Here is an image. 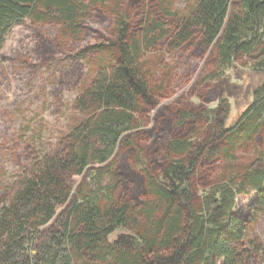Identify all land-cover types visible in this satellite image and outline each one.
<instances>
[{
  "label": "trees",
  "instance_id": "16d2710c",
  "mask_svg": "<svg viewBox=\"0 0 264 264\" xmlns=\"http://www.w3.org/2000/svg\"><path fill=\"white\" fill-rule=\"evenodd\" d=\"M25 19L81 43L91 76L82 117L0 194V264H259L234 209L255 195L264 213V0H0V48ZM96 19L108 32L90 43ZM55 46L41 39L40 55ZM183 56L213 69L192 91L248 67L250 105L230 118L219 91L214 109L180 103Z\"/></svg>",
  "mask_w": 264,
  "mask_h": 264
},
{
  "label": "rangeland",
  "instance_id": "374dc122",
  "mask_svg": "<svg viewBox=\"0 0 264 264\" xmlns=\"http://www.w3.org/2000/svg\"><path fill=\"white\" fill-rule=\"evenodd\" d=\"M189 1L193 0H172L173 7L181 11ZM90 26L93 29L92 33L87 32L90 43H95L98 35L108 32L107 24L99 23V20ZM58 32L56 26L36 25L25 19L10 29L0 48V194L6 193L31 165L35 155L55 151L60 139L82 117L73 108V102L91 76L90 64L85 57L77 56L83 49L81 43L68 41L58 46ZM44 38L56 43L54 51L46 56L40 55L38 47ZM166 55L170 62L179 56L167 52ZM180 60L181 66L174 72V80L176 94L185 95L180 99L183 105L214 109L218 91L230 105V118L239 117L250 105L251 91L260 78L248 76L252 72L245 65L238 62L224 72L222 79H210L192 91L196 81L211 74L213 69L186 56ZM193 69H196L195 73H192ZM188 74H192L190 81L186 78ZM200 94L203 95L201 102L197 97ZM205 100L209 102L204 103ZM256 204L255 195L237 197L234 213L244 218L250 227L246 243L264 245V213L256 216ZM123 234L116 232L111 241ZM259 264H264V256Z\"/></svg>",
  "mask_w": 264,
  "mask_h": 264
},
{
  "label": "water",
  "instance_id": "95a60500",
  "mask_svg": "<svg viewBox=\"0 0 264 264\" xmlns=\"http://www.w3.org/2000/svg\"><path fill=\"white\" fill-rule=\"evenodd\" d=\"M132 238H134L131 234L130 235H125V234H123V235H119L118 236V238L116 239V240H114V242L115 243H119L120 241H122V239H132ZM130 242H127V243H125L126 245H128ZM130 244H132V243H130Z\"/></svg>",
  "mask_w": 264,
  "mask_h": 264
}]
</instances>
